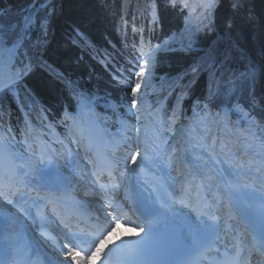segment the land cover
<instances>
[{
	"label": "snow or ice",
	"instance_id": "snow-or-ice-1",
	"mask_svg": "<svg viewBox=\"0 0 264 264\" xmlns=\"http://www.w3.org/2000/svg\"><path fill=\"white\" fill-rule=\"evenodd\" d=\"M223 2L167 0L171 7L187 10L185 30L189 36L183 47L191 48V37L197 31L215 25L217 10ZM229 7L230 13L220 22L226 31L237 25V17L245 8L244 0H231ZM55 12L56 5L50 0H29L19 21L5 25L7 13L0 9V113L5 112L2 101L8 96L29 111L36 106L34 94L24 81L34 62L44 64L40 58ZM150 13L152 23L156 24L159 16L155 0ZM133 31L143 32L135 28ZM132 48L130 67L117 70L114 77L117 85L125 90L124 97L108 102L113 114L119 113V134L108 138L102 149L91 136L86 137L80 116L85 111L95 114L94 100L73 89L79 113L75 116L64 113L63 119L69 128L64 140L37 143L34 138L29 144L26 138L24 143L28 144V150L21 154L11 143L15 137L10 135V129L0 134V199L15 205L36 225L39 236L54 252L48 264H94L98 260L102 264H168L163 258L167 255L219 253L221 244L224 251L216 264H264V155L253 152L249 160L240 163L223 147L217 153L216 142L197 131L199 128L210 132L214 127L231 123L249 142L255 139L256 130L264 133V119L257 120L255 115L258 108L264 113V96L256 94L255 62L247 65L232 87L211 91L207 97L197 100L189 122L177 128L181 105L200 66L193 65L178 73L165 95H158L153 107L148 96L161 91L154 84L157 54L172 49L169 42L153 45L143 35ZM228 56L226 50L224 61L217 69L221 78L229 70ZM189 72L191 79L181 85L179 82ZM56 75L63 79L61 74ZM260 75L264 76V66ZM65 83L72 87L70 80ZM177 87L180 91L169 112L167 98ZM25 100L29 103L25 104ZM121 109L124 111L120 112ZM149 109L150 137L141 135L140 125L141 117ZM95 123L90 120L88 126ZM25 124L26 128L31 127L27 121ZM130 132L135 135H129ZM169 133L179 137V142L169 144ZM71 144L83 147L91 169L82 173L73 162L67 174L58 169L50 174L48 169L54 161L58 163L61 158L73 156ZM257 159L261 164L253 168ZM238 168L245 171H236ZM150 172L160 176L163 182L150 179ZM254 172H261V176L252 179ZM245 177L249 182H245ZM73 183L95 193L94 206L69 203L67 190ZM242 190L250 191L242 197ZM31 192L36 193L35 199L30 196ZM30 199L32 205L25 207ZM224 208H227V218L217 214ZM233 219L237 220V225L247 222L250 239L242 243L233 235L229 250L225 236L237 227L228 225V220ZM18 224L17 216L0 212V245L7 256L19 253ZM124 224L132 226L133 230L139 228L137 236L123 238L108 248L110 238ZM0 264L25 262L17 258L5 259Z\"/></svg>",
	"mask_w": 264,
	"mask_h": 264
},
{
	"label": "trees",
	"instance_id": "trees-1",
	"mask_svg": "<svg viewBox=\"0 0 264 264\" xmlns=\"http://www.w3.org/2000/svg\"><path fill=\"white\" fill-rule=\"evenodd\" d=\"M28 3L29 0H0V9L7 13L3 23L16 24ZM52 3L56 5V12L40 58L44 64L34 62L24 81L37 102L31 111L28 110L34 121L39 120L38 116H45L43 109L46 107L50 109L46 113L53 116H59L67 105L74 107L77 98L73 89L86 96L98 91L114 94L117 98L124 96L125 90L111 75V71L125 58H132L127 45L131 37L136 39L135 31L124 21L131 10L143 9L152 20L150 6L153 0H53ZM155 3L158 22L139 28L143 30L139 34L150 39L158 37L160 43H164L179 32L187 10L180 13V8L171 7L167 0H155ZM230 3L231 0H224L217 10L215 25L197 32L191 48L183 47L187 44L183 41L170 45L172 50L158 53L155 86L161 91L154 94L163 96L178 73L199 65L200 70L188 90L191 98L183 100L192 103L193 98L206 97L213 85H217L220 91L232 87L247 65L255 62L258 77L256 94L264 96V76L260 75L264 66V0H244L245 8L237 17V25L226 31L220 22L230 13ZM226 50L229 51V70L221 78L217 69L224 61ZM191 77L189 72L179 83L183 85ZM65 80H70L72 87L67 86ZM179 91L180 88L177 94ZM2 103L5 112L0 113L1 119L6 121L12 109H16V115L21 118L18 101L8 96ZM27 103L29 101L25 100ZM11 124L15 128L20 127L14 122Z\"/></svg>",
	"mask_w": 264,
	"mask_h": 264
},
{
	"label": "bare ground",
	"instance_id": "bare-ground-1",
	"mask_svg": "<svg viewBox=\"0 0 264 264\" xmlns=\"http://www.w3.org/2000/svg\"><path fill=\"white\" fill-rule=\"evenodd\" d=\"M151 131H152V129L150 127L146 128L145 131H144V133H143V136L146 135V136H149L150 137ZM220 138H222V137H220ZM228 140H231V139H228ZM220 143H222L221 140H220ZM95 144L99 148L102 149L103 146H104V144H105V142H103L101 140V141L96 142ZM228 145H231V144L228 143ZM242 147L245 148L244 145L242 144L241 146H239V149H236V153H235V150H232L231 151V148L230 147L228 149L227 148L226 149H227V152H229L235 158L236 161H239L240 163H244L245 161H247V160L250 159V155L249 154L250 153H253L255 151H253V150L247 151L246 152L247 157L246 158H243V157H241L242 156L241 151L243 149ZM257 152H255V153H257ZM60 164L61 163L53 162V165L48 169V172L50 174H54L55 171L58 169L61 172H64L65 174H67L68 172H65L64 169H63V167L60 166ZM260 164H261V161L259 159H257L256 165H253L252 167L255 168L256 166H260ZM219 167H225V165H220ZM236 171H240L241 173H243L245 171V169H239L238 168V169H236ZM258 176H261V172H254V176L252 177V179H255V177H258ZM149 178L150 179L151 178H154V179H157V180H161V182H163L160 176H156L152 172L149 173ZM245 182H249V178L248 177H245ZM256 184L259 185V181L258 180L256 181ZM73 186L75 188H80V189H82L85 192H90L92 194H95L91 190H86V187L83 186V185L73 183ZM166 186L167 185L165 184V187ZM241 195H242V192H241ZM0 212L5 213V214H7L9 216H17L18 218L25 217L23 213H20L19 212V209L15 205H13V204H6V202H4L3 199L0 200ZM238 219H239V216H238ZM241 226H242V230L245 232V234L250 236V233H249V230H248V227L249 226L247 225V222L246 221L241 222L240 223V226L239 227H236V229H234L233 232L237 233L241 229ZM138 232H139L138 228H136L135 230H133V227L132 226H130L128 224H126V225L124 224V225H122V232L121 233L114 234L110 238L108 246H111V245H113V244H115L117 242H120L123 238L130 237L132 234H137ZM52 255L54 257V253Z\"/></svg>",
	"mask_w": 264,
	"mask_h": 264
},
{
	"label": "rangeland",
	"instance_id": "rangeland-1",
	"mask_svg": "<svg viewBox=\"0 0 264 264\" xmlns=\"http://www.w3.org/2000/svg\"><path fill=\"white\" fill-rule=\"evenodd\" d=\"M193 2H194V0H193ZM186 29V26L181 30V31H179V33L178 34H176V35H174L173 37H171L167 42H169V44L170 45H172L173 43H180V42H183L184 40H188V36H189V33L185 30ZM192 39H193V36L191 37ZM155 77H156V73H155ZM155 77H154V79H155ZM102 99V98H101ZM95 102V101H94ZM99 102H100V104L101 105H103L104 106V104L106 105V106H108V102H111V101H108V100H99ZM110 109V108H109ZM124 110L122 109V111L120 110V112H123ZM151 112V110H148V111H146L145 113H144V115L141 117V121H140V125H141V123H143V125H146V122H148L150 119H151V117H150V113ZM86 113H87V111H86ZM110 115L112 116V117H115V118H117L118 119V116H119V113H117V114H113V112H111L110 113ZM113 115H115V116H113ZM256 118L257 119H259V120H261V119H264V113H261L260 111H259V108L257 109V112H256ZM191 117H192V113L188 116V119H187V122H186V124L189 122V120L191 119ZM232 120L233 121H235V116H233L232 117ZM133 123H135V121L133 120ZM230 125H232L231 123H229L228 124V126L230 127ZM57 126V125H56ZM84 126H85V123H84ZM88 130L89 131H92V132H95V130L96 131H101V132H104L106 129H104L102 126H95V125H92L91 127H89L88 126ZM202 130V131H201ZM108 131V130H107ZM197 131L200 133V134H202V135H206V137L209 139V140H212V139H214L215 137H216V134H217V128L216 127H214V128H212L211 129V131L210 132H205V130H203V129H197ZM49 133H50V138H52V139H57L58 138V131H56V129L54 128L53 130H51V131H49ZM68 133H69V129H65V135L63 136V138L65 139L66 138V136L68 135ZM132 135H135V133L134 132H132L131 133ZM117 135V134H116ZM259 136L261 137V135H260V133H259ZM103 140V139H102ZM98 141H101V140H96V141H94V143H96V142H98ZM103 142H105V141H103ZM177 142H179V137H173V136H171L170 138H169V144H174V143H177ZM29 144H30V142H29ZM259 144V143H258ZM13 145V144H12ZM258 147H261V150H264V138H262V140H261V143H260V145L258 146ZM15 148V150L17 151V152H19V153H21V151L18 149V148H16V147H14ZM259 152V151H258ZM260 153V152H259ZM22 154V153H21ZM264 154V153H263ZM207 158V157H206ZM64 161H65V159H64ZM82 163V162H81ZM87 164V163H86ZM64 165H65V167H64V171L66 172V171H68V168H69V165H67V164H65L64 163ZM176 175V173L174 174V176ZM6 204H9L8 202H6Z\"/></svg>",
	"mask_w": 264,
	"mask_h": 264
}]
</instances>
